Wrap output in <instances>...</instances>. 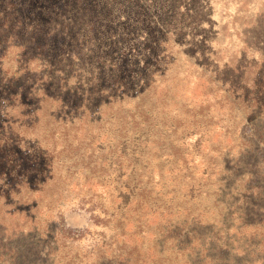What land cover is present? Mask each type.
<instances>
[{"label": "rangeland", "instance_id": "1", "mask_svg": "<svg viewBox=\"0 0 264 264\" xmlns=\"http://www.w3.org/2000/svg\"><path fill=\"white\" fill-rule=\"evenodd\" d=\"M0 264H264V0H0Z\"/></svg>", "mask_w": 264, "mask_h": 264}]
</instances>
